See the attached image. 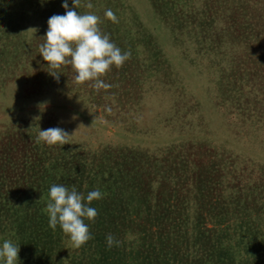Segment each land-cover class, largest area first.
I'll use <instances>...</instances> for the list:
<instances>
[{
  "label": "rangeland",
  "instance_id": "obj_1",
  "mask_svg": "<svg viewBox=\"0 0 264 264\" xmlns=\"http://www.w3.org/2000/svg\"><path fill=\"white\" fill-rule=\"evenodd\" d=\"M61 4L0 0V240L34 239L16 231L9 207L35 212L42 223L33 229L52 248L39 259L21 243L20 264H74L81 250L49 227L50 186L86 196L100 184L101 202L116 190L102 178L135 182L123 169L141 166L153 176L150 207L168 211L161 264H264V0H79L77 11L98 16L101 31L131 53L100 90L39 54ZM109 9L118 22L105 17ZM56 127L68 143H37L39 128Z\"/></svg>",
  "mask_w": 264,
  "mask_h": 264
},
{
  "label": "clouds",
  "instance_id": "obj_2",
  "mask_svg": "<svg viewBox=\"0 0 264 264\" xmlns=\"http://www.w3.org/2000/svg\"><path fill=\"white\" fill-rule=\"evenodd\" d=\"M47 0H40L43 5ZM62 0L61 7L65 9L64 15H52L47 21V31L43 36L45 43L40 46L39 54L47 65L53 70L70 64L74 70L78 83L95 81L97 90L107 88L101 79L112 66L120 68L130 58L131 53L123 51L111 41L108 34L101 31L100 18L95 14L81 15L78 10L79 0ZM92 8L91 2L87 5ZM105 17L112 22H118L112 10L105 12ZM36 31V29H34ZM54 79L59 80V71L48 72ZM42 110L46 106L41 103ZM39 106V107H40ZM41 109V107H40ZM69 134L62 128H49L41 130L37 143L48 146H59L68 143ZM49 200L46 212L49 218V227L55 230L57 226L67 235L73 248H80L93 236L85 220L94 222L98 213L89 205L93 200L102 198L100 190L90 191L86 196L79 193L75 187L69 189L63 184H54L49 189ZM106 246H118L120 241L113 235L106 236ZM20 245L11 239L0 240V264H20L18 257Z\"/></svg>",
  "mask_w": 264,
  "mask_h": 264
},
{
  "label": "trees",
  "instance_id": "obj_3",
  "mask_svg": "<svg viewBox=\"0 0 264 264\" xmlns=\"http://www.w3.org/2000/svg\"><path fill=\"white\" fill-rule=\"evenodd\" d=\"M134 159H136V156H134ZM138 170L140 171V174L132 173L129 168H127V170L123 169V172L128 171V173H126V177H128V175L131 176L135 182L129 181L126 178H122L120 176L117 180L112 181L108 180L107 177H100L105 179L104 184L108 188L115 184L114 187L116 188L114 189L116 190H112L110 193H108V195L110 194V199H102L101 202H98L100 199L93 200L89 205L90 207L95 208L98 213L94 222L89 221L90 232L93 236V240L90 241H92L96 246L94 245V247H91V249L88 251L87 242L82 247L78 248V250H81V257L77 258L78 261H74V264H99L103 263L104 261H106L105 264H117L119 260L121 261L125 257L129 258L132 256L136 258L137 264H161L162 257L159 254L162 251V248L164 249L167 243L170 241L171 226L167 225L168 223L162 222V220L167 218L168 211H160L158 213V210H152L150 207V201H152L153 198L152 192H154L151 188L152 174L148 170L142 174L144 169L141 166H138ZM17 175L21 176V174ZM97 180L99 182V177ZM100 186V184H94L89 187H85L84 191H93L88 190L89 188L101 190ZM17 191L18 192H15L16 195L22 194L20 190ZM113 192L114 197H112ZM159 204H162V202H156L155 205ZM9 209L13 215V219H11L10 223L17 219L19 221L16 225V231L20 230V232H25L28 230L26 233H30L31 236L34 235V239H31L30 242H17L19 244L24 243L32 256L35 258L40 259L41 255H47L49 250L52 248V246L48 244L49 241L47 240V236L49 235L42 236L44 231L43 233L40 232V230L35 232L33 229L40 228V224L42 223V221L36 220L35 212L32 210L33 214L19 213L18 211L20 209L13 208L14 212L11 211L10 207ZM3 211L5 212L6 217L5 209H3ZM87 222L88 220H85L86 224ZM156 225L162 226L161 233L154 231L153 228ZM128 231L135 232L136 236L134 239L128 240L133 241L131 242V245H124L122 242L125 241L124 236L128 233ZM104 233L106 235H113L116 240L120 241L119 245H114L115 247L113 246L111 248L107 247ZM44 234L46 235L47 233ZM126 246H133L134 249H137L142 253H124L122 252L123 247ZM117 247L120 248L118 249ZM88 258H95V260L94 262H88ZM140 261L141 263H139ZM149 261L151 262L149 263Z\"/></svg>",
  "mask_w": 264,
  "mask_h": 264
},
{
  "label": "crops",
  "instance_id": "obj_4",
  "mask_svg": "<svg viewBox=\"0 0 264 264\" xmlns=\"http://www.w3.org/2000/svg\"><path fill=\"white\" fill-rule=\"evenodd\" d=\"M155 12H156V9H155Z\"/></svg>",
  "mask_w": 264,
  "mask_h": 264
}]
</instances>
